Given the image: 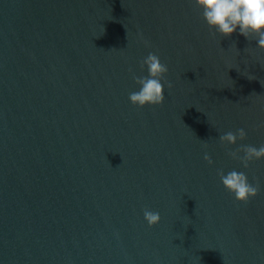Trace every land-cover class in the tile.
<instances>
[{"label":"water","instance_id":"obj_1","mask_svg":"<svg viewBox=\"0 0 264 264\" xmlns=\"http://www.w3.org/2000/svg\"><path fill=\"white\" fill-rule=\"evenodd\" d=\"M149 52L172 87L138 108ZM242 144H264V50L191 0H0V264H264V159L243 168Z\"/></svg>","mask_w":264,"mask_h":264},{"label":"clouds","instance_id":"obj_2","mask_svg":"<svg viewBox=\"0 0 264 264\" xmlns=\"http://www.w3.org/2000/svg\"><path fill=\"white\" fill-rule=\"evenodd\" d=\"M191 2L201 10V17L213 35L230 37L238 31L247 40H254L260 50H264V0H191ZM145 44L147 46L146 41ZM140 66L142 69L146 67L148 74L133 77L139 88L129 93L130 103L138 108L162 105L165 100V85L169 89L172 87L171 82L165 79L169 71L168 66L154 52H149L141 60ZM248 78L256 79L254 75ZM246 138L245 129L237 128L235 131L219 135V143L227 147L236 145L238 141ZM204 147H208L206 142ZM227 155L238 160L246 169L250 163L264 159V144L259 147L242 144L235 150H228ZM204 160L209 165L213 164L207 152L204 154ZM217 176L224 189L239 203L247 204L260 193L259 183L249 182L247 174L243 171L233 169L225 173L223 169H217ZM143 218L149 227L159 224L161 220L159 212L149 208L143 209Z\"/></svg>","mask_w":264,"mask_h":264}]
</instances>
